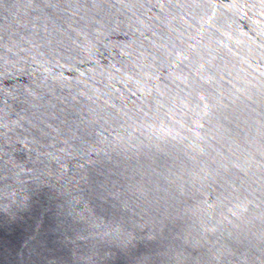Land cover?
Wrapping results in <instances>:
<instances>
[{
	"label": "water",
	"instance_id": "1",
	"mask_svg": "<svg viewBox=\"0 0 264 264\" xmlns=\"http://www.w3.org/2000/svg\"><path fill=\"white\" fill-rule=\"evenodd\" d=\"M0 264H264V0H0Z\"/></svg>",
	"mask_w": 264,
	"mask_h": 264
}]
</instances>
